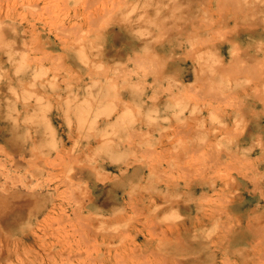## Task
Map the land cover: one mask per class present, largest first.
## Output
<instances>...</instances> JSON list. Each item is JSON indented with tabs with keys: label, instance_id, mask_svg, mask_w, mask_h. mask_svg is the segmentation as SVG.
Masks as SVG:
<instances>
[{
	"label": "rangeland",
	"instance_id": "1",
	"mask_svg": "<svg viewBox=\"0 0 264 264\" xmlns=\"http://www.w3.org/2000/svg\"><path fill=\"white\" fill-rule=\"evenodd\" d=\"M217 1L0 0V264H264V12Z\"/></svg>",
	"mask_w": 264,
	"mask_h": 264
},
{
	"label": "bare ground",
	"instance_id": "2",
	"mask_svg": "<svg viewBox=\"0 0 264 264\" xmlns=\"http://www.w3.org/2000/svg\"><path fill=\"white\" fill-rule=\"evenodd\" d=\"M185 1H187V4H189L190 2H191V0H185ZM217 1V0H216ZM262 1H264V0H252V2H250V3H247V2H245V1H240V0H219V2L217 1L216 3H219L218 5H219V7H221V9L222 8H224V7H227L228 9H232L231 11H232V14L231 15H229V14H227V19H229L230 17H232V18H236L235 16H236V13H238V12H241V11H243V10H245V17H243L245 20H247V19H249V17L248 16H253V15H255V14H257V13H262V12H264V5H260L259 3H261ZM209 3H210V1H209ZM238 5H247V6H245L244 8L242 7V8H240V9H237L238 8ZM208 6V8H206V6H205V8L206 9H209L210 10V5H207ZM217 7V6H216ZM241 7V6H240ZM220 9V8H219ZM207 11V10H206ZM209 13V12H208ZM203 14V13H202ZM206 14H207V12H206ZM210 14V13H209ZM259 14V15H260ZM211 15V14H210ZM207 16V18H208V14L206 15ZM201 17V16H200ZM213 19V18H212ZM207 20H209V19H207ZM250 20V19H249ZM258 20V19H257ZM254 21V20H253ZM210 22V21H209ZM209 22H207V23H209ZM209 26L210 25H208V27H206V31H208V29H209ZM208 33V32H207ZM221 46V45H220ZM224 46V45H223ZM234 46V45H233ZM224 48V47H223ZM222 48V49H223ZM221 61H223V58H221ZM219 66L217 67V69L218 70H220L221 71V66L223 67L224 66V64L221 62V64H218ZM215 68V67H214ZM230 118V116H228L227 115V119H229ZM226 124H228V122H227V120L226 119H224V125H226ZM226 127V126H225ZM224 127V128H225ZM226 135V134H225ZM195 188H197L196 186H195ZM195 188H192V189H195ZM191 189V190H192ZM191 193H188V195H190ZM263 194H264V190H261V195L263 196ZM16 196V195H15ZM104 196V195H103ZM102 196V198H99V199H97V202H98V204L99 205H101V206H105V204H107L108 202H107V200L105 199V197H103ZM189 197V196H188ZM264 197V196H263ZM262 197V198H263ZM184 198H185V196H184ZM186 199V198H185ZM175 202H177V201H175ZM86 207V206H85ZM263 210H264V208H262ZM227 211H228V213H227V215H228V217H229V214L231 213L230 211H229V209H227ZM15 212V211H14ZM11 216L10 215H8V214H5V216L3 217V218H1V221L3 222V224H8L9 222H11L12 221V219L10 218ZM239 220H241V219H239ZM240 223V225L238 226L239 227V229L237 230V229H234V233H235V236H234V239H233V242H237V241H239L240 239H244V241L246 240L244 237H243V234L244 235H246L247 234V232L246 231H251V230H249V229H245L244 228V226H242L241 225V221L239 222ZM254 227L259 231V234L260 235H262L263 236V243H264V211H263V213L261 212V215H260V220H257L256 221V223L254 224ZM252 232V231H251ZM258 235V234H257ZM188 240V243H195V241L197 240L196 239V236H195V233H191V231H189V230H187V229H184L183 231H182V233H181V236H180V243L181 244H186L187 241ZM264 249V248H263ZM263 249H262V251H263ZM264 253V252H263ZM264 257V256H263ZM187 263H189V264H209V259H207V258H205V257H198V256H192V257H190V258H187V261H186ZM182 263V262H181ZM180 263V264H181Z\"/></svg>",
	"mask_w": 264,
	"mask_h": 264
}]
</instances>
